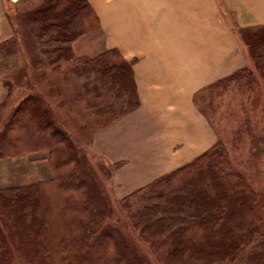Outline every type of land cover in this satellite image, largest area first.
<instances>
[{
  "label": "trees",
  "instance_id": "trees-1",
  "mask_svg": "<svg viewBox=\"0 0 264 264\" xmlns=\"http://www.w3.org/2000/svg\"><path fill=\"white\" fill-rule=\"evenodd\" d=\"M30 1L21 2L19 7H24L16 10L14 19L6 13L14 32L0 42V65L6 64L3 57L27 55L10 76L9 70L4 71L7 95L14 86L19 94L24 88L30 92L0 128V157L45 152L42 158L51 177L0 187V264H155L130 241L122 226L111 223L112 207L95 169L60 127L42 95L30 89L28 66L55 69L74 60L73 41L97 27L98 16L88 0H35L28 8ZM238 35L256 70L263 73L264 26L239 28ZM77 59L72 73L84 80L75 95L88 96L87 105L96 108L99 127L138 107L132 59L124 58L117 48ZM245 70L196 92L194 105L206 97L212 100L219 88L224 89ZM108 93L123 104L102 102L101 97ZM100 166L110 178L111 168ZM120 201L127 210V223L143 240L155 250L166 244V251L158 254L163 264H231L239 260L264 264L261 195L245 174L232 170L220 139L193 160Z\"/></svg>",
  "mask_w": 264,
  "mask_h": 264
},
{
  "label": "crops",
  "instance_id": "crops-1",
  "mask_svg": "<svg viewBox=\"0 0 264 264\" xmlns=\"http://www.w3.org/2000/svg\"><path fill=\"white\" fill-rule=\"evenodd\" d=\"M22 1L0 0V42L14 32L6 15L8 7ZM88 2L106 32V45L133 60L140 103L98 134L95 143L104 153L116 142L114 131L124 123L131 126L124 148L129 160L123 167H133L134 190L193 160L215 143L216 134L194 106L193 96L248 65L236 29L264 26V0ZM7 96L0 76V102ZM107 154L115 157L112 150Z\"/></svg>",
  "mask_w": 264,
  "mask_h": 264
},
{
  "label": "rangeland",
  "instance_id": "rangeland-1",
  "mask_svg": "<svg viewBox=\"0 0 264 264\" xmlns=\"http://www.w3.org/2000/svg\"><path fill=\"white\" fill-rule=\"evenodd\" d=\"M35 4L36 1L31 0L26 7L30 8ZM23 7L22 5L20 7L9 6L7 13L14 19L16 10ZM238 29L236 33L240 39ZM240 41L248 54L246 70L228 82L224 89L219 88L212 100L209 101L207 97L203 100L199 99L197 106H194L201 115L203 114L199 108L206 113L203 116L216 134V140L220 139L228 150L232 170L245 174L248 182L261 195L264 210V72L260 73L256 70L247 46L241 39ZM109 48L112 47L106 45V32L99 23L97 27L73 41L74 60L62 62L55 69L50 65L39 70L28 66L31 79L30 89L31 92L35 90L42 95L60 127L66 130L74 144L84 152L95 169L112 207L111 223L122 226L123 232L129 236L130 241L135 243L150 261L163 264L158 254L166 251V244H162L155 250L150 242L143 240L138 231L132 229V225L127 223L128 219L125 216L127 210L122 207V201H120L121 198L135 190H132L133 167H123L126 160H129V154L124 148L126 140L129 139V133H131L129 132L131 126L124 123L120 125L118 131H114L117 135L116 142L110 143L109 147L115 157H108L107 153H110V150L106 149L105 155L98 149L95 138L102 131L117 124L125 115L105 127H99L96 108L87 105L88 96L80 98L75 95L84 80L72 73L73 67L78 64L77 58L91 57ZM26 56V52H23L8 58H1V61L6 64L0 65V76L3 77L6 70H9L7 75L10 76L11 70L23 65V60L27 59ZM28 90L24 88L19 94L14 86L9 95L0 102V128L21 98L30 93ZM101 100L104 103L113 102L117 106L123 104L122 99H116L110 93L102 96ZM119 148L121 149L118 150ZM44 156L45 152H38L16 157H0V187L51 177L49 166L42 158ZM118 162L120 165L116 169L115 165ZM100 164L111 168L110 178L105 177ZM231 264L245 263L239 260Z\"/></svg>",
  "mask_w": 264,
  "mask_h": 264
}]
</instances>
